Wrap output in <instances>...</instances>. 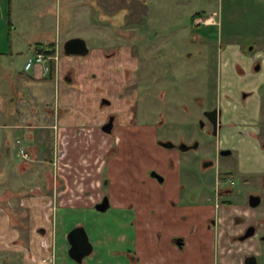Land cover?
<instances>
[{"label":"rangeland","instance_id":"1","mask_svg":"<svg viewBox=\"0 0 264 264\" xmlns=\"http://www.w3.org/2000/svg\"><path fill=\"white\" fill-rule=\"evenodd\" d=\"M11 1L9 4L6 0L4 12L0 13V25L4 22L7 30L6 46H10L11 41L14 42L16 38L21 40L22 47L28 44L32 48L36 41L52 42L44 43L45 46L42 47L49 46V49L55 50L52 55L56 57L53 58L55 62L58 55L68 57L63 53V44L68 38L83 37L93 51L100 50L104 56L109 54L107 60L111 63L108 64V83L100 81L101 76L98 75L100 82L97 81V97L95 96L97 102H100L101 96L107 98L111 102V110L118 114L114 121L115 128L109 135L117 141L102 155L104 176L112 181L105 188V195L116 197L124 208H130L133 212L132 226L138 239L136 246L144 249L143 253L140 250L135 253L139 260L142 258L150 264H198L195 248H191V252L189 245L185 246L186 249H179L178 246L173 249L172 245V241L178 238V233H190L194 227L198 228V234L202 232V223L192 217L196 211L185 209L184 207L190 206L186 202L194 201L193 195H199V192L203 193L205 200L199 198L200 202L196 200L197 204H203L207 197L213 200L215 188L223 186L222 183H217V173L222 175L227 169L233 171L232 184L228 185L232 192L224 197L230 201L228 208H242L247 192L243 175L234 171L237 166L244 165L241 149L232 150L231 155H221L218 158L215 154L217 146L229 147L232 143L242 145L241 135L235 141L233 121L224 120L220 135L215 137L208 132L209 125L201 115V109L210 108L213 104L210 100L214 96L213 88L218 97H222L221 93L225 92L231 94L227 88L233 89L230 85L222 86L225 84L223 81L217 84L218 90L213 86V74L216 73L213 52L219 39L224 43L232 41L231 36H222L232 30L238 44L245 43L240 33H257L261 24V0H102V9L94 8L102 23L99 27H90L80 21L68 22L67 16H72L73 10L64 8L67 6L65 0H61L60 4L62 13L67 16L59 22L56 21L54 12L46 11L47 16L40 18L42 7L50 9L55 6L56 0H52L53 5L49 0H13V4ZM24 2L28 4L25 6ZM11 4L15 9L26 7L24 11L27 13H23L24 16L19 14V17L15 15L14 27L9 30ZM197 12L204 13V18H211L209 22L215 21L218 24L220 19V31L217 24L216 27L208 28L196 25L191 16ZM238 34L240 37H237ZM37 45L35 43L34 48L38 49ZM27 56L24 53L18 57L21 66ZM30 56L33 57L32 52ZM3 62L5 60L0 59V67L10 66ZM47 64L49 67V61ZM99 64L94 61L89 67L96 69ZM13 67L18 69L19 65ZM45 73L48 74L49 70ZM94 73L96 71L91 76ZM97 78L93 76L92 80ZM13 93L12 89L0 87V110L8 103L5 110L10 109L12 102L9 99ZM21 93L25 95V90ZM134 104L136 106L132 112ZM102 106L104 105L100 103V108ZM223 109L224 115H228L230 106L223 103ZM238 125L237 130L240 131L242 125ZM0 128L3 133L10 132L2 123ZM156 139H171L174 142L182 139L185 143L193 142L198 146L180 153L176 149L160 146ZM9 142L8 159L0 164V212L3 208L7 209L11 225H16L15 228L20 231L18 238L25 246L15 250H0V264H5V259L6 264H22L25 256L29 263L37 262L38 253L30 249L32 247L29 245L33 239L35 248L37 224L49 231L47 236L38 234L39 245L44 243L53 248V251H46L49 248H44L45 262L58 264L61 259L56 258V245L65 243V233L75 220L71 217V212H57L59 182L56 187L53 183L47 186L45 171L50 170L51 178V170H56V163L43 165V168L39 158L32 161L33 157L29 152L31 142L25 138L23 131L9 133ZM20 147L28 154L25 160L29 168L27 175L22 173L23 176L20 173L22 167L17 165L24 158L19 153ZM214 158L216 163L213 167L204 166L205 161H213ZM39 169L40 180L36 178ZM154 171L164 177L163 182L151 176ZM153 180L155 185L151 183ZM7 190L16 195L12 196ZM25 190L29 191L24 193ZM34 190L42 192V198L35 204L42 214L38 221L33 212H30L29 202L33 203L30 197L37 195ZM23 208L29 210L25 216L20 213ZM201 209L204 211L206 208L203 206L199 209L200 212ZM225 213L227 212L221 211V217ZM20 223H24L26 227ZM229 223L226 224L228 231L224 232L228 243L234 232L233 225L229 226ZM223 224L225 225L224 222ZM217 239L216 229L204 234L201 249L203 254L200 256L202 261L199 264H213V245L216 248ZM10 244L12 242H8Z\"/></svg>","mask_w":264,"mask_h":264},{"label":"crops","instance_id":"2","mask_svg":"<svg viewBox=\"0 0 264 264\" xmlns=\"http://www.w3.org/2000/svg\"><path fill=\"white\" fill-rule=\"evenodd\" d=\"M60 1L56 0L54 6L53 1L49 0L53 7L50 9L42 7L43 13L40 18L43 19L47 16V12H54L56 21L65 20L67 15L62 13ZM11 2L13 4V0ZM64 2L67 4L64 8H72L73 10L72 16L71 14L67 16L68 22L80 21V23L84 22L90 27L101 26L102 23L94 8L102 9V0H78V2L77 0H65ZM12 4L10 23L14 27L15 15L18 17L19 14L24 16L27 12L24 11L26 7L20 6L15 9ZM23 4L26 6L28 3L24 2ZM5 7L6 0H0L1 14L4 12ZM6 33V26L3 22L0 25V59L5 60L10 66L0 67V87L1 89H12L14 93L9 99L12 102L10 109L5 110L9 106L8 103L2 106L4 109L0 110V123L3 124L4 128L10 130V132L3 133L0 128V164L8 159L9 133L17 130L23 131L25 138L31 142L29 152L33 157L32 161L39 158L43 163L41 164L43 168V165L49 166L51 163L53 165L56 163V170H51L52 177L49 176L50 170H46L44 176L47 186L53 183L56 187L59 182L57 212H64L65 214L71 212V217L75 220L71 222V228L77 224H82L93 247L92 252L87 256L88 258H83L81 263L75 262L68 255V230L64 237L65 243L56 245V258H58L57 260L61 259L58 264L62 262L63 264H150L142 258L139 260L135 255L139 250L143 253L144 249L141 250L136 246L138 239L137 232L134 235V227L132 226L133 212L130 208H124L123 203L116 197L105 195V188L112 181L104 176L102 155L111 148L117 139H111L109 135L112 133L104 132L101 129L104 117L111 111V108L110 106L100 108V102L96 100V85L100 79V81L108 83L107 75L110 74L108 64L111 63L107 60L109 57L104 56L100 50L93 51L90 48L86 55H69L68 57H59L58 55L54 62V73L49 76V73L43 72L41 65H34L29 69H25L24 64L31 57V52L34 56L37 51H46L49 46L42 47V45L45 46V44L52 42L36 41L35 43L38 44L37 49L34 48L35 43L32 48L28 44L26 47H22L21 40L16 38L14 42L11 41L10 46H6ZM24 53H27L28 56L23 66H21L18 57L23 56ZM94 61L100 63L96 66V69L89 67ZM15 65H19V68H12ZM92 69L96 71L93 76L97 78L100 75V79L92 80L93 76L91 74L94 72ZM113 83L115 84V82ZM23 90H25V95L21 93ZM98 95L100 96L101 93ZM27 163L23 158L17 164L22 167L21 174L25 173L27 175L29 168ZM39 171L40 169L37 171L36 178L40 180L41 173ZM162 178V181L159 182H163L164 177ZM105 180H107V183L104 184ZM151 183L156 184L154 180ZM34 191L37 192V195L30 197V201L32 200L33 203L28 202L31 207L30 212H33L34 218L38 221L42 214L35 204L38 199L42 198V194H40L42 192L39 190ZM8 192L12 196L16 195L10 190H7ZM23 192L27 193L26 190ZM104 195L108 197L109 206L106 210L99 211L95 208V205L100 202ZM192 198H194V201L189 200L186 202V205L190 206L183 207L196 211L192 217L202 223V232L198 234V228L194 227L190 233L176 234L178 238L172 241L174 242L172 244L174 245L173 249H177V246L179 249H183V247L186 249L185 246L189 245L191 252H193L191 248H195L196 254H198L196 261L199 264L200 260L202 261L200 256L203 254H201L202 237L206 232L212 233V230L216 229L218 239L216 248L213 245V264H238L242 252L246 251L248 247L247 242L231 245L225 239L224 232L228 231L229 227L226 228V224L229 222V226L233 225V234L239 232L242 225L238 224L235 218L244 216L242 214L243 206L236 209L233 207L228 208V206L224 208L215 197H213V200L207 197L204 202H209L206 205H203L204 202L203 204H197L196 200H199V202L200 199L205 200L202 192H199V195L194 194ZM33 204L34 207H32ZM228 205L230 204L228 203ZM203 206L206 209L204 211L201 209L200 212L199 209ZM5 209L3 208L0 212L2 215L0 217V237L4 236V238H0V250L22 248L25 245L18 238L20 231L15 228V224L11 225L9 213ZM221 211L227 213L221 217ZM28 212L27 208H23L20 213L25 216ZM39 213L40 215H38ZM209 216H214L216 220L215 228L206 227L205 220ZM20 224L26 227L24 223ZM35 227L39 235H48L49 231H46L40 224ZM40 229H43L44 232H41ZM38 234L35 236V248H33V239H31L32 243L29 244L32 247L30 249H34L38 253L37 262L29 263L27 256H25L22 264H48L42 261L46 257H44V248L38 243ZM179 239L181 243H178ZM141 241H143V238ZM8 242H12V245H8ZM46 251H53V248L49 245V250ZM6 262L5 259L3 263L6 264Z\"/></svg>","mask_w":264,"mask_h":264},{"label":"flooded vegetation","instance_id":"3","mask_svg":"<svg viewBox=\"0 0 264 264\" xmlns=\"http://www.w3.org/2000/svg\"><path fill=\"white\" fill-rule=\"evenodd\" d=\"M261 4V24L257 29V33L253 35L240 33L241 35H237V37L239 35L242 36L244 44L236 43L233 30L225 36L219 32V35L221 34L223 37L231 36L232 41L224 43L219 39L217 48L213 52L214 70H216V73L213 74V86L217 88V84L223 81L225 84L222 86L228 87L230 85L233 89L227 88L228 91H231V94L225 92L221 93L222 97H218V94L214 91L215 88H213L214 96L210 99L213 101L212 106L201 109V115L209 125L208 132L215 137L220 135L223 122L228 119L233 121L232 127H234L233 135L236 137L235 141H238L240 135L242 137V145L232 143L229 147L217 146L215 149L217 158L221 155H231L232 150L241 149L244 154L243 167L237 166L234 169V171L243 175V183L247 187L242 212L244 216L239 217L242 220L235 218L242 227L238 233L231 235L230 244L234 245L235 243L243 242L250 244H248L246 251L242 252L238 264H264V0H261ZM196 18L197 21H195ZM196 18L192 20L196 25H205L208 28L217 24L215 21L208 22V18H204V13ZM205 20L207 22L203 23ZM217 25L218 31H220V19ZM105 55L110 57L109 54ZM227 73L230 74L229 78ZM232 76L234 77L231 79ZM233 90L234 93H232ZM100 103L104 105L102 107L111 106V102L104 97L101 98ZM199 103L202 104L201 102ZM223 103L227 107L230 106L226 116L223 112ZM135 106V104L132 106V112ZM116 115H118L117 111L114 110L107 113L106 120L101 124L102 131H104L103 126L107 127L110 118H112L111 131L107 133L113 132ZM212 118L215 119V127H213L211 122ZM131 122H133L132 118ZM202 123L203 127V120ZM239 123L242 125L240 131L237 130ZM219 140L220 138L218 137ZM156 142L160 146L176 149L180 153L198 146L197 143L193 142L185 143L182 139L178 142H174L171 139H156ZM164 142H168L169 145L164 146ZM222 151L228 152L222 154ZM215 163L216 159L214 158L213 161H205L204 166L213 167ZM231 177H233V171L229 169L224 170L222 175L217 173L216 176L217 183H222L223 186L215 188L216 195L214 197L224 208H227L225 206H228V203L230 204L229 199L224 197L232 192V189L228 187V185L232 184ZM225 184L227 185L225 186ZM252 202H255V205H250ZM205 224L207 228H215L216 220L214 216L207 217ZM246 232H251V234L244 239H240ZM179 242L181 243L180 239L178 240Z\"/></svg>","mask_w":264,"mask_h":264},{"label":"water","instance_id":"4","mask_svg":"<svg viewBox=\"0 0 264 264\" xmlns=\"http://www.w3.org/2000/svg\"><path fill=\"white\" fill-rule=\"evenodd\" d=\"M63 52L65 55H86L89 52V47L86 41L81 37H71L68 38L63 44ZM107 102V101H106ZM213 112V111H212ZM211 112V113H212ZM209 113V112H208ZM213 127H215V119H211ZM108 126H103L105 132H110L112 127V118H110ZM164 146L169 145L168 142L163 143ZM184 149L183 146H181ZM228 151H222L221 153H227ZM151 176L155 177L157 180L162 181V176L157 172H151ZM107 183V180L104 181V184ZM250 205H255V202L250 203ZM109 206V200L107 196H104L103 199L95 205V208L99 211H104ZM41 232H44L43 229H40ZM251 232H246L240 239H244L249 236ZM67 240L69 243L68 255L75 262L81 263L83 258L87 257L93 250L92 244L89 240L87 232L83 225H76L69 230L67 233Z\"/></svg>","mask_w":264,"mask_h":264},{"label":"built area","instance_id":"5","mask_svg":"<svg viewBox=\"0 0 264 264\" xmlns=\"http://www.w3.org/2000/svg\"><path fill=\"white\" fill-rule=\"evenodd\" d=\"M211 18H208V20H210ZM207 20V21H208ZM206 20L203 23L207 22ZM200 22V21H199ZM209 22V21H208ZM53 54H47L45 51H37L35 53V55L33 57H30L24 64V68L25 69H29L31 67H33L34 65H41L43 72H47L49 70L48 64L47 62L53 58H55L54 56H52ZM17 142H19V140H17ZM19 153L24 157L27 158L28 154L27 152L20 147L19 149ZM41 247L43 248H49L47 244L41 243ZM47 250V249H46ZM42 261H46V258H43Z\"/></svg>","mask_w":264,"mask_h":264},{"label":"trees","instance_id":"6","mask_svg":"<svg viewBox=\"0 0 264 264\" xmlns=\"http://www.w3.org/2000/svg\"><path fill=\"white\" fill-rule=\"evenodd\" d=\"M10 1L11 0H8V3L10 4ZM202 13H200V12H197V13H195V14H193L192 16H191V20H193L194 18H196V17H198V16H200ZM7 15H8V19H9V17H10V5H9V7H8V11H7ZM8 25H9V27H8V29L10 30L11 29V27H12V25H11V23H10V19H9V22H8ZM47 54H53L54 53V50L53 49H48V50H46L45 51ZM49 63H50V65H49V76L51 75H53V73H54V67H55V64H54V60H49Z\"/></svg>","mask_w":264,"mask_h":264}]
</instances>
